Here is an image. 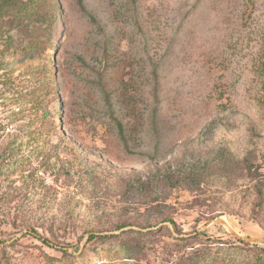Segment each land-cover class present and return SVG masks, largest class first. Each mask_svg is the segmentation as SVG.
I'll list each match as a JSON object with an SVG mask.
<instances>
[{
  "label": "rangeland",
  "instance_id": "374dc122",
  "mask_svg": "<svg viewBox=\"0 0 264 264\" xmlns=\"http://www.w3.org/2000/svg\"><path fill=\"white\" fill-rule=\"evenodd\" d=\"M58 2L0 22V264L264 262V0Z\"/></svg>",
  "mask_w": 264,
  "mask_h": 264
},
{
  "label": "trees",
  "instance_id": "16d2710c",
  "mask_svg": "<svg viewBox=\"0 0 264 264\" xmlns=\"http://www.w3.org/2000/svg\"><path fill=\"white\" fill-rule=\"evenodd\" d=\"M59 0H0V22L2 27H20L30 37V48L40 50L42 43L48 42L51 30L59 16ZM6 16L10 18L4 21ZM264 73V62L261 65ZM48 73L50 71L48 70ZM118 134L122 139L126 138L125 126L117 123ZM106 237V236H105ZM240 243H248L242 238H236ZM249 244V243H248ZM203 262H190L189 264H202ZM257 264H264L263 258H259Z\"/></svg>",
  "mask_w": 264,
  "mask_h": 264
},
{
  "label": "water",
  "instance_id": "95a60500",
  "mask_svg": "<svg viewBox=\"0 0 264 264\" xmlns=\"http://www.w3.org/2000/svg\"><path fill=\"white\" fill-rule=\"evenodd\" d=\"M217 220H218L219 222L224 223V224L230 229V231H231L232 233H234L237 237H239V238H243V237L240 236V234L236 233V232L232 229V227L229 226L228 221H227L226 219H224V218H219V219H217ZM243 239H245V240H247V241H260V242H264V238H243Z\"/></svg>",
  "mask_w": 264,
  "mask_h": 264
}]
</instances>
